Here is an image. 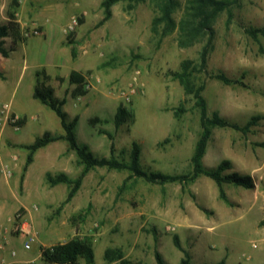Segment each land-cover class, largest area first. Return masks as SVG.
Returning a JSON list of instances; mask_svg holds the SVG:
<instances>
[{"label":"rangeland","instance_id":"obj_1","mask_svg":"<svg viewBox=\"0 0 264 264\" xmlns=\"http://www.w3.org/2000/svg\"><path fill=\"white\" fill-rule=\"evenodd\" d=\"M15 1L16 8L13 0H0V25L14 6L26 38L7 58L0 55V264H52L40 259L41 248L77 237L90 240L93 264H156L155 252L165 264H178L182 252L173 237L190 264H264V34L257 32L264 30V0H216L227 8L210 21L206 71L193 76L196 86L203 85L208 116L216 113L241 126L255 119L246 134L212 128L203 157L206 169L228 161L225 173L249 176L252 187L223 184L221 199L205 176L160 185L128 171L96 168L67 204V187H50L45 179L58 173L74 179L81 171L65 142L36 151L23 171V145L45 131L63 133L56 115L32 98L36 79L49 77L46 84L64 99L68 118H78V142L95 156L128 163L135 143L142 171L188 174L201 132L199 109L172 73L185 60L197 65L207 44V36L191 46L177 44L180 22L198 16L199 2L175 0V29L160 38L151 32L156 14L150 0L131 8L116 3L103 24L102 0ZM73 19L77 25L68 30ZM4 41L9 48L11 38ZM73 69L83 76L77 97L67 83ZM218 73L239 83L210 77ZM119 107L129 116L117 126ZM108 248L120 249L122 260H105ZM77 264L86 263L79 258Z\"/></svg>","mask_w":264,"mask_h":264},{"label":"trees","instance_id":"obj_2","mask_svg":"<svg viewBox=\"0 0 264 264\" xmlns=\"http://www.w3.org/2000/svg\"><path fill=\"white\" fill-rule=\"evenodd\" d=\"M145 0H102L100 3V9L103 13V18L99 24H103L111 17V7L119 2L127 4V8H131L137 3L144 2ZM16 8V1L13 0ZM196 6L197 17L192 15L186 16L180 22L178 27L179 36L177 44L179 47H187L196 43L201 37L207 36V44L201 49L198 57V64L193 65L190 61L185 60L180 64L179 71L172 73V78L178 82L181 86L184 95L192 96L195 101V106L199 109V124L201 128L200 136L195 144L193 154L190 159L191 172L185 175H164L161 173H147L139 167V148L133 143L130 154V161L128 163L115 159L112 155L110 157H97L88 148L87 145L78 142L75 128L78 122V118L74 117L71 120L68 118L67 113L63 110L65 104L64 99H59L54 96L53 89L46 83L49 80L47 75L44 76V81L36 79L33 86L32 98L38 101L41 105L50 109L56 117L59 119L62 134H53L45 131L40 137L36 138L33 143L23 145L27 152L25 158V164L23 171L25 172L27 167L32 163L33 156L36 151L48 146L55 142H65L69 151H72L75 155V164L81 168L78 176L74 179L70 178L65 173H58L55 176L47 174L45 176L46 182L50 187L56 185H65L67 187L66 198L63 204H67L77 193L81 186L82 179L91 170L96 168H105L107 170L114 171H128L130 176L135 178H141L146 182L152 184H166V183H185L192 182L199 176H205L211 179L219 189V196L221 199L225 198L222 190L223 184L240 186L243 188H251L252 180L249 176H241L237 173L226 174L225 171L230 168L228 161H222L214 169H206L203 165V157L205 155L207 144L210 140L212 128H228L234 131L246 134L249 131L251 125H253L255 119L252 118L245 125H239L231 122L225 118L220 117L218 114L213 113L211 116L207 114L206 103L201 95L203 91V85L196 86L193 82V76L195 73H201L206 71L207 56L210 51V44L212 40V31L210 28V21L219 12L227 8V2L216 0H198ZM151 6L155 11L156 16L152 20L151 32L160 38L170 34L175 29V22L172 14L176 7L175 0H150ZM10 7L7 11L8 22L5 25H0V55L3 58H7L11 52H13L18 43H24L26 38L20 33V28L15 20V8ZM257 32L263 33L264 30H258ZM252 35L256 34V31L251 32ZM6 37L11 38V44L9 48H5ZM72 58H75L74 50L71 51ZM39 74H36V77ZM213 79L224 84L239 83L235 80L228 79L224 74H211ZM56 80L62 84L65 80L62 77H56ZM67 83L74 85L72 95L74 97L81 96L83 94V76L76 71H71L68 75ZM129 116V113L125 108L119 107L115 115V124L118 126L124 122ZM109 140L111 137L108 135ZM110 152H113V146L110 147ZM23 177H21L20 183ZM173 245L176 249L182 252V258L178 264H190V256L186 251H183L180 247L177 237H173ZM123 253L120 249H106L104 251V259L108 262L116 260H122ZM41 258L45 262L52 264H77L79 258H82L86 264H93L94 256L91 246V242L87 238H73L67 242L59 243L48 248H41ZM154 259L156 264H165L162 256L158 253H154ZM217 264H224L223 261Z\"/></svg>","mask_w":264,"mask_h":264},{"label":"built area","instance_id":"obj_3","mask_svg":"<svg viewBox=\"0 0 264 264\" xmlns=\"http://www.w3.org/2000/svg\"><path fill=\"white\" fill-rule=\"evenodd\" d=\"M76 25H77V21L75 19H73L71 21L70 25L68 26V30H72ZM85 87L87 88L88 87V84H85ZM24 248L25 249H28L29 246L27 244H25L24 245ZM0 249L1 250H4L5 249V246L4 245H0ZM10 256H12V257L14 256V252L13 251L10 252Z\"/></svg>","mask_w":264,"mask_h":264},{"label":"crops","instance_id":"obj_4","mask_svg":"<svg viewBox=\"0 0 264 264\" xmlns=\"http://www.w3.org/2000/svg\"><path fill=\"white\" fill-rule=\"evenodd\" d=\"M53 43V42H52ZM55 44V43H54ZM56 45V44H55ZM53 62H57L56 60H54ZM53 62H52V64H53ZM57 64V63H56ZM53 67H55V66H53ZM59 66L57 65V68H58ZM76 69H73V71H75ZM54 79V78H53ZM59 83V82H58ZM65 82H63L62 84H64ZM60 84V83H59ZM51 145V144H50ZM49 146V145H48ZM28 245V244H27ZM29 246V245H28ZM29 248H30V246H29ZM28 248V249H29ZM40 259H41V257H40Z\"/></svg>","mask_w":264,"mask_h":264}]
</instances>
